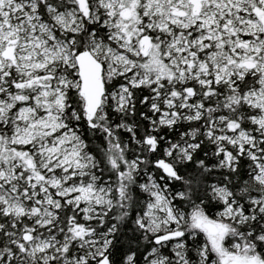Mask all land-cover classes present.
<instances>
[{"label": "snow or ice", "instance_id": "snow-or-ice-1", "mask_svg": "<svg viewBox=\"0 0 264 264\" xmlns=\"http://www.w3.org/2000/svg\"><path fill=\"white\" fill-rule=\"evenodd\" d=\"M0 264H264V0H0Z\"/></svg>", "mask_w": 264, "mask_h": 264}]
</instances>
